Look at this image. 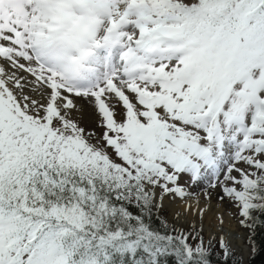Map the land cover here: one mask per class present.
Returning <instances> with one entry per match:
<instances>
[{
	"label": "snow or ice",
	"instance_id": "obj_1",
	"mask_svg": "<svg viewBox=\"0 0 264 264\" xmlns=\"http://www.w3.org/2000/svg\"><path fill=\"white\" fill-rule=\"evenodd\" d=\"M185 178L255 253L264 0H0V264H212L194 224L159 216Z\"/></svg>",
	"mask_w": 264,
	"mask_h": 264
},
{
	"label": "bare ground",
	"instance_id": "obj_2",
	"mask_svg": "<svg viewBox=\"0 0 264 264\" xmlns=\"http://www.w3.org/2000/svg\"><path fill=\"white\" fill-rule=\"evenodd\" d=\"M212 196H215L212 194ZM215 199H219L215 196ZM190 206L171 204L168 201L164 205L170 210L171 214L177 212V218L173 222L176 227H186L190 221H194L197 227L202 228L209 239L217 240L223 238L230 246L232 251L238 255L243 263H247L249 249L243 243V236L238 232V225L234 223V218L230 213L223 210L224 205L219 203H197L189 201ZM203 209L201 216L200 210ZM199 216L202 218L199 219ZM221 219L223 223H221ZM221 223V225H220Z\"/></svg>",
	"mask_w": 264,
	"mask_h": 264
},
{
	"label": "rangeland",
	"instance_id": "obj_3",
	"mask_svg": "<svg viewBox=\"0 0 264 264\" xmlns=\"http://www.w3.org/2000/svg\"><path fill=\"white\" fill-rule=\"evenodd\" d=\"M80 119H81V125L83 127H85L88 130H95L97 132L100 131V129L96 128V117L94 116L92 109L90 108L89 105H87L86 103L83 104V111L82 113L79 114ZM180 184L182 187H184L185 191L188 193L187 196L184 197V199H179V198H173V197H166L165 201H168V203L171 204H180L181 206H190L189 205V201H196L197 203H208L209 201H212L213 203H219L220 205H224L222 208L226 213H230L233 218H234V223H237L238 225V232L243 236V243L245 245V240L248 237V233L247 231L242 228L239 224V219L240 217L238 216L237 210L228 202L226 201H221L220 199H215V196H217L219 198V193L216 190L210 189L207 187V182L205 181L204 183H201L199 185L196 184H191L186 182V178L182 179L180 181ZM208 193L209 195L206 196L205 194ZM215 195V196H212ZM159 216L162 219L167 220L168 225L169 226H173V222L176 220L177 218V212L174 214H171L170 210L164 205L163 208L160 210L159 212ZM202 217L199 216V219H201ZM195 225L196 230L200 231L201 236L203 237V240L205 242V246L208 245V242L211 241L212 244V248L215 247V249H218L219 247V239L217 240H212L209 239L205 232L202 230V228L197 227L196 224L194 223V221H190L188 223V225L186 227H177V228H182L185 231H189L190 230V226L191 225ZM221 225V223H220ZM176 227V226H175ZM249 256H250V252H249ZM248 256V258H249ZM238 258H240L239 256H237Z\"/></svg>",
	"mask_w": 264,
	"mask_h": 264
},
{
	"label": "trees",
	"instance_id": "obj_4",
	"mask_svg": "<svg viewBox=\"0 0 264 264\" xmlns=\"http://www.w3.org/2000/svg\"><path fill=\"white\" fill-rule=\"evenodd\" d=\"M157 214L154 212L153 213V218H152V227L157 229V230H162V225H161V221L160 219L156 218ZM171 228V226H169ZM243 228V227H242ZM249 236V230L244 228ZM254 238H255V245H256V249L257 251L255 253H252L251 251V247L248 243V237L245 240V244L249 247L250 249V256L247 260V264H264V226H260L256 229L255 233H254ZM212 251V256H211V261L212 264H217V259H218V255L220 253V249L218 247V249H215V247H213L211 249ZM235 259L237 261H240V259L235 256ZM165 264H174V259L169 257L166 258ZM240 264L241 261H240Z\"/></svg>",
	"mask_w": 264,
	"mask_h": 264
},
{
	"label": "water",
	"instance_id": "obj_5",
	"mask_svg": "<svg viewBox=\"0 0 264 264\" xmlns=\"http://www.w3.org/2000/svg\"><path fill=\"white\" fill-rule=\"evenodd\" d=\"M242 263H243V261H242ZM243 264H246V263H243Z\"/></svg>",
	"mask_w": 264,
	"mask_h": 264
}]
</instances>
